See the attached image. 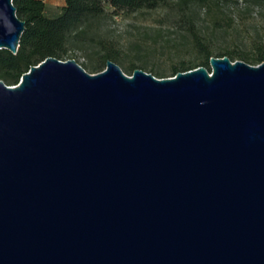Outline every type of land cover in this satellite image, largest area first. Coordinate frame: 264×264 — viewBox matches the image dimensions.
<instances>
[{"label": "water", "instance_id": "obj_1", "mask_svg": "<svg viewBox=\"0 0 264 264\" xmlns=\"http://www.w3.org/2000/svg\"><path fill=\"white\" fill-rule=\"evenodd\" d=\"M24 28L0 0V48ZM106 61L0 79V264H264V61Z\"/></svg>", "mask_w": 264, "mask_h": 264}, {"label": "trees", "instance_id": "obj_2", "mask_svg": "<svg viewBox=\"0 0 264 264\" xmlns=\"http://www.w3.org/2000/svg\"><path fill=\"white\" fill-rule=\"evenodd\" d=\"M12 1L16 6L17 16L25 21V28L17 52L0 48V79L11 85L18 82L20 76L28 71L31 65L38 64L49 55L65 59L73 48L85 43L89 37L93 39L99 36L98 43L102 46V50L96 54L92 65L81 63L86 70L89 68L88 71L93 72L103 69L107 59L118 63L121 58L120 50L106 43L103 36L101 37L94 30L109 7L113 9L112 13H132L162 6L168 7L177 15V25L181 26L190 37V50L193 54L191 62L182 61L179 66L173 65L171 75L179 70H187L199 65L209 70L210 56L214 55V49L212 43L196 26V16L199 11L204 10L207 14L213 15L214 25L220 26V17L226 16L228 22L233 19L225 9V3L231 1L238 5L242 1L247 8L257 3L264 4V0H64L65 4L62 5L61 11L56 16H48L45 13L44 0ZM178 45L179 42L174 46L175 49ZM224 55L232 60L240 58L251 64L259 63L264 61V43L255 42L251 53L224 48L215 54V56ZM73 57L69 56V58ZM136 67L150 71L158 77L165 76L135 62L123 68V71L131 74Z\"/></svg>", "mask_w": 264, "mask_h": 264}, {"label": "rangeland", "instance_id": "obj_3", "mask_svg": "<svg viewBox=\"0 0 264 264\" xmlns=\"http://www.w3.org/2000/svg\"><path fill=\"white\" fill-rule=\"evenodd\" d=\"M44 1L48 16H56L65 4L64 0ZM225 9L233 19L228 22L226 16L220 17V26H215L213 15L204 10H200L196 16V26L212 43L214 55L224 48L251 53L255 42L264 43V4L257 3L247 8L242 1L238 5L229 1L225 3ZM112 10L108 8L94 30L103 36L106 43L120 50L118 63L122 69L135 62L152 68L155 73L171 76L173 65L179 66L182 61L189 63L193 60L190 37L177 25V15L168 7L132 13H112ZM98 38L89 37L85 43L73 48L65 59L74 56L80 64L92 65L96 54L102 50ZM178 42L180 45L175 49Z\"/></svg>", "mask_w": 264, "mask_h": 264}]
</instances>
